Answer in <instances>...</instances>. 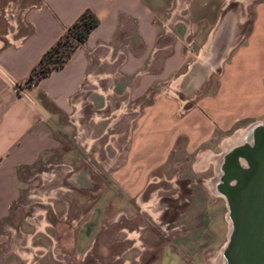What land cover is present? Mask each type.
Segmentation results:
<instances>
[{"label":"crops","instance_id":"obj_1","mask_svg":"<svg viewBox=\"0 0 264 264\" xmlns=\"http://www.w3.org/2000/svg\"><path fill=\"white\" fill-rule=\"evenodd\" d=\"M240 4L9 1L4 8L15 15L3 14L0 32V225L23 189L20 169L63 160L65 132L75 130L74 137L82 141L85 120L97 110L113 115L118 105L124 110L129 103L143 104L128 138L126 132L121 135L126 143L112 177L130 182L146 179L173 149L213 150L237 122L264 120V2L241 43L236 41ZM85 8L99 19L87 40L62 68L37 84H24L40 55ZM227 11L235 21L223 30ZM165 81H171L169 97L160 91ZM108 204V194L97 197L77 230L73 241L79 255L92 250ZM137 236L134 232L129 238L139 242Z\"/></svg>","mask_w":264,"mask_h":264},{"label":"rangeland","instance_id":"obj_2","mask_svg":"<svg viewBox=\"0 0 264 264\" xmlns=\"http://www.w3.org/2000/svg\"><path fill=\"white\" fill-rule=\"evenodd\" d=\"M9 1L16 0H0V32ZM263 2L242 0L236 9L242 21L237 42L245 41L255 9ZM160 91L170 96L167 86ZM142 106L129 103L123 110L118 105L113 115L97 110L85 120L82 141L74 137L75 130L65 132L63 160L20 169L23 189L0 225V264H213L227 240L229 222L225 199L211 186L217 163L204 158L219 157L224 140L264 120L237 122L213 150L173 149L146 179H113L126 143L121 135L126 132L128 138ZM105 194L107 215L92 250L81 256L73 240L95 199ZM134 232L139 242L129 238Z\"/></svg>","mask_w":264,"mask_h":264},{"label":"water","instance_id":"obj_3","mask_svg":"<svg viewBox=\"0 0 264 264\" xmlns=\"http://www.w3.org/2000/svg\"><path fill=\"white\" fill-rule=\"evenodd\" d=\"M220 155L215 191L227 205L229 231L221 264H264V121Z\"/></svg>","mask_w":264,"mask_h":264},{"label":"trees","instance_id":"obj_4","mask_svg":"<svg viewBox=\"0 0 264 264\" xmlns=\"http://www.w3.org/2000/svg\"><path fill=\"white\" fill-rule=\"evenodd\" d=\"M98 24L99 19L94 11L85 8L40 55L23 83L26 85L37 84L53 70L62 68L76 48L87 40L91 31Z\"/></svg>","mask_w":264,"mask_h":264},{"label":"bare ground","instance_id":"obj_5","mask_svg":"<svg viewBox=\"0 0 264 264\" xmlns=\"http://www.w3.org/2000/svg\"><path fill=\"white\" fill-rule=\"evenodd\" d=\"M234 21H235V19H234V16L232 14V11H227V13L223 17L221 28L223 30H227L228 27H230L234 23ZM248 129L246 128V129L239 130L231 138H228V139L224 140L223 145H224L225 150L228 147H231V146H233L235 144H238L239 142H242L244 140V138L246 137ZM219 157L211 155L210 158H209V159H211L213 161H216V163H217L216 164L217 174H218V168H219V163H220V161H219L220 158ZM216 179L217 178H215V180L212 182L211 186H212L214 192L217 194V192L215 191V187H214V183H215ZM228 222H229V219H228ZM221 262H222V255H221V252H220L214 258L213 264H221Z\"/></svg>","mask_w":264,"mask_h":264},{"label":"built area","instance_id":"obj_6","mask_svg":"<svg viewBox=\"0 0 264 264\" xmlns=\"http://www.w3.org/2000/svg\"><path fill=\"white\" fill-rule=\"evenodd\" d=\"M13 15H15V11H12L11 9L8 8H4V16H13ZM165 86L169 88L170 95H172L173 89H171V81L169 82V84L162 86V88Z\"/></svg>","mask_w":264,"mask_h":264},{"label":"flooded vegetation","instance_id":"obj_7","mask_svg":"<svg viewBox=\"0 0 264 264\" xmlns=\"http://www.w3.org/2000/svg\"><path fill=\"white\" fill-rule=\"evenodd\" d=\"M137 239H138V237H137Z\"/></svg>","mask_w":264,"mask_h":264}]
</instances>
